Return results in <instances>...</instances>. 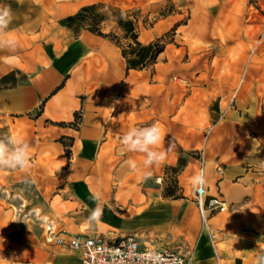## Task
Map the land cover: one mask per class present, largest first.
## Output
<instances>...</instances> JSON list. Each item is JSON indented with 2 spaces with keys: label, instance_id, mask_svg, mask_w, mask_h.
<instances>
[{
  "label": "crops",
  "instance_id": "1",
  "mask_svg": "<svg viewBox=\"0 0 264 264\" xmlns=\"http://www.w3.org/2000/svg\"><path fill=\"white\" fill-rule=\"evenodd\" d=\"M165 2L178 7L177 12L154 20L143 32L138 22L142 44L162 42L170 31L175 34L149 69L127 70L120 48L108 38L88 30L74 33L59 24L88 5L103 3L141 12L147 7L148 13ZM184 5L190 6L189 18L180 25ZM5 6L13 18L4 32L15 46L0 48V78L14 73L17 82L0 89V138L5 133L11 137L15 128L34 153L27 172L0 170V188L25 181L50 188L47 214L58 218L56 223L49 221L57 231L77 234L84 227L89 235H135L157 246L174 244L137 232L168 230L179 214V202L149 194L131 199L128 191L119 196L112 191L114 181L142 179L126 161L134 160L143 169L144 156L126 151L121 137L131 127L157 123L166 133L160 145L166 159L151 169V177L174 167L179 151L198 152L200 160H193L208 170L207 194L218 191L228 206L209 217L208 232L201 234L191 264H256L252 256L257 242L264 245V170L259 167L264 161V136L251 127L258 125L256 103L258 94H264V79L255 77L258 73L246 77V72L264 70V60L256 56L255 61L254 50L240 45L242 32L232 35L225 24L241 22L249 0H0V7ZM205 20L223 23V41L197 34L194 41L192 37L185 41L180 29L191 21ZM178 37L183 40L177 41ZM209 51L213 58L196 68L195 57ZM228 51L236 54L234 59L221 56ZM212 62L216 69L245 73L234 80L230 76L200 80ZM177 79L185 85L180 99L175 93ZM233 98L235 107H221ZM212 100L217 102L215 109L210 106ZM219 116L224 120L210 124L212 117ZM181 118L188 122L180 123ZM200 119L207 126L204 140L188 135L190 129L205 131ZM179 132L183 134L180 142ZM216 166L223 169L219 179ZM189 170L186 167L181 177L186 193ZM98 206L102 211L93 219ZM117 206L124 207V212H114ZM145 213H152L155 220L138 223ZM53 246L49 264L80 263L77 254ZM0 257L4 258L2 250ZM34 257L28 254L27 260Z\"/></svg>",
  "mask_w": 264,
  "mask_h": 264
},
{
  "label": "rangeland",
  "instance_id": "2",
  "mask_svg": "<svg viewBox=\"0 0 264 264\" xmlns=\"http://www.w3.org/2000/svg\"><path fill=\"white\" fill-rule=\"evenodd\" d=\"M249 4L250 6L247 7L246 13L242 16L243 20L237 23H225L227 26L226 28H228V31H231L232 35H239L241 31L244 43H240V45L244 49L254 50L255 61L257 60L255 58L256 56H259L261 60H264V0H261L260 2H258V0H249ZM97 6V13L102 14L107 18L104 23L100 24V30H102L105 34H110L116 37L122 47H126L128 41L122 38L121 30L113 21L115 17L119 16V12L123 14L127 13L130 17L136 16L138 18V22L141 24L140 32H143V28H149L152 26L154 20L168 13L177 12L178 8L172 4H169V2H165L164 4L162 3L160 6L146 13L147 7L144 8L145 12H141L137 9L122 11L118 8L103 3H98ZM180 8V14L183 16L179 24L184 25L187 24L186 20L189 18L190 6L184 5ZM127 14H125L124 17H127ZM222 25L223 23L219 24L214 21L210 22L208 20L197 23L191 21L187 28H182L180 31L185 41H187L185 38L189 37H192V40L194 41V36L197 34L205 36L210 35L212 38H219V40L222 42L224 38ZM81 30L82 29H79V31ZM173 35L175 34H172L171 31L165 34L164 39H162V43L166 44L172 41ZM180 40H183V38L181 39L178 37L177 41ZM190 43L192 44L193 42L190 41ZM202 43L205 44L204 41ZM213 56V52L209 51L204 53V55H198V57H195L196 68L206 65V61L212 59ZM221 56H225L231 60L235 58L236 54L233 51H228L225 54H221ZM243 61H246V59L243 58L242 62ZM240 73L244 74L245 70L238 71L226 68L216 69V64L213 65L212 62L211 66L205 67L203 74L200 76V80H217L218 78L225 76H230L234 80L239 78V76H242ZM251 73H258L255 77L264 79V70L252 71L249 69L246 72V77H249ZM175 89V93L179 94L180 99L181 95L185 93L184 83L177 79V81H175ZM262 99H264V94L259 93L258 101L256 103L258 125L256 127L252 126L251 129L253 131L259 132L261 136H264V115H261L264 113V109L260 108L259 106L260 100ZM177 103L178 102L175 101L174 106ZM216 105L217 102L212 100V103L210 104L211 108L215 109ZM235 105L236 102L234 98L231 102L221 103V107L229 106L232 108L235 107ZM193 120L195 122L197 121L196 118ZM202 120L203 119H200L199 124L200 127L204 128L205 131L201 133L190 129L188 132L189 136L194 133L195 137H198L202 140H204L203 136L205 138L208 136V134H205L207 131V126L202 124L204 121ZM221 120H224L221 116L216 118L212 117L210 119V124H215ZM194 121H192V123ZM182 122L186 123L188 120L181 118L180 123ZM223 124L225 123L223 122ZM17 131V129L13 128L11 137L22 141L25 136L23 134L17 133ZM171 136L175 135L171 134L170 137ZM178 136L180 142L183 134L179 132ZM6 137L7 136L5 133L3 138ZM262 140H264V138H262ZM33 153L34 151L31 150L30 157L33 156ZM189 157L191 159H189ZM180 158L183 162L182 167H180L175 174L169 170L171 167H165L162 173L147 180L138 179L131 182L114 181V183H112V191L113 194H117V196H119L122 191H128L127 196L131 199L136 195L145 196L146 194H149V196H157L158 198H162L166 201L179 202L181 205L179 214L172 218V224L168 230L154 231L152 229H142L137 233L142 235V237L158 239V241H173L174 244H177L181 248L182 252L189 257V264H191L194 254L197 251L201 234L208 232L207 225L200 217L194 203V192L191 186L192 175L202 166L200 163L193 160H200L201 157L198 152L179 151L178 159ZM38 161H40V158H38ZM177 166L178 162L174 167ZM186 167H189L190 169L186 174V183L189 188V193H186L181 183V177ZM50 190V188L46 189L41 187L40 183L37 181L20 182L13 187L10 184H6L0 188V242H2V247H0V250L3 252L4 259L11 261V264H49L50 253L51 256L54 255V252H49L51 248L54 247L53 243L48 239V236L45 233V229L49 221L56 223L58 220V218H52L47 214V202L49 200V193L51 192ZM169 194L172 196H168ZM41 195H44L45 199H43ZM209 195L215 196L216 193L213 191L212 194ZM113 210L117 213H123L125 209L124 207L117 206L114 207ZM155 218L156 217L153 216L152 213H145L137 222L147 223L155 220ZM259 245L264 247L262 244ZM257 246L256 253L252 256L254 260L258 252ZM55 252L59 253V250L56 248ZM28 254H34L35 259L32 260L31 258V260L29 259L28 261ZM3 264H9V262L3 261Z\"/></svg>",
  "mask_w": 264,
  "mask_h": 264
},
{
  "label": "built area",
  "instance_id": "3",
  "mask_svg": "<svg viewBox=\"0 0 264 264\" xmlns=\"http://www.w3.org/2000/svg\"><path fill=\"white\" fill-rule=\"evenodd\" d=\"M260 108L264 109V99L260 100ZM218 179L223 169L216 166ZM220 194L204 195L194 193V203L203 222L210 216L228 208ZM48 239L56 246L79 256V264H189L190 259L177 244L157 246L135 235H89L86 228L80 233L72 234L57 231L53 224L48 223L45 229Z\"/></svg>",
  "mask_w": 264,
  "mask_h": 264
},
{
  "label": "clouds",
  "instance_id": "4",
  "mask_svg": "<svg viewBox=\"0 0 264 264\" xmlns=\"http://www.w3.org/2000/svg\"><path fill=\"white\" fill-rule=\"evenodd\" d=\"M12 18V12L9 7H0V48L15 46V41L11 38H6L4 32L11 23ZM165 136L166 133L163 128L159 124L153 123L147 127H131L121 137V143L126 151L143 154V169H140L134 160L126 161L131 170L141 173L142 179H150L152 176L151 169L159 167L166 159V152L160 150V145L164 141ZM30 152V145L26 142L11 137L0 138V170L10 169L27 172L32 167ZM259 167L260 170H264V161H261ZM191 186L194 193H198L201 196L206 193L208 187V170L206 167L202 166L192 175ZM96 198H99V196L97 195ZM101 211L99 206L94 209L92 218L95 219ZM257 245L256 264H264V247H261L258 242ZM0 261L11 264V261L5 260L3 257H0Z\"/></svg>",
  "mask_w": 264,
  "mask_h": 264
},
{
  "label": "trees",
  "instance_id": "5",
  "mask_svg": "<svg viewBox=\"0 0 264 264\" xmlns=\"http://www.w3.org/2000/svg\"><path fill=\"white\" fill-rule=\"evenodd\" d=\"M98 4L82 7L78 12L71 16H67L59 21L61 26H64L74 33H79V29L88 30L89 32L101 37L108 38L121 50V55L126 62L127 70H143L153 67L157 62L158 56L164 51L165 44L161 41L142 44L138 41V18L129 16L127 13H120L113 21L122 32V38L128 41L126 47H122L118 39L110 34H103L99 28L101 23H104L107 18L97 13ZM127 14V17L124 15ZM15 74L11 73L0 78V89L16 86ZM181 158L178 159V166L171 167L169 170L172 173H177L182 167ZM168 196H172L169 194ZM236 264H240L239 261Z\"/></svg>",
  "mask_w": 264,
  "mask_h": 264
}]
</instances>
